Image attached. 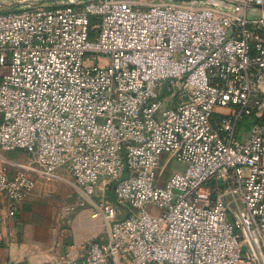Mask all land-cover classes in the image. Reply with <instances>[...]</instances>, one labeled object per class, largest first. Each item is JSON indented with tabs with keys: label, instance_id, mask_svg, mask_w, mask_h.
<instances>
[{
	"label": "built area",
	"instance_id": "obj_1",
	"mask_svg": "<svg viewBox=\"0 0 264 264\" xmlns=\"http://www.w3.org/2000/svg\"><path fill=\"white\" fill-rule=\"evenodd\" d=\"M64 1L0 12V222L68 168L110 223L50 264H264V0Z\"/></svg>",
	"mask_w": 264,
	"mask_h": 264
},
{
	"label": "rangeland",
	"instance_id": "obj_2",
	"mask_svg": "<svg viewBox=\"0 0 264 264\" xmlns=\"http://www.w3.org/2000/svg\"><path fill=\"white\" fill-rule=\"evenodd\" d=\"M3 9L6 10V8ZM0 11H2V9H0ZM251 11H254L253 7H251ZM248 130L249 127H245L243 132H247ZM5 155L14 161L22 163L28 161V154L24 150L9 151L6 152ZM182 168V164L172 162L165 173L168 174ZM108 182L107 179L101 181L97 195L92 197L94 201L99 202L100 199L104 197L114 202L112 193L109 190L102 189ZM29 195L35 198L34 200L41 205V208L45 209L51 216L56 218L55 221L53 220L52 224L60 229L62 233H66L67 231L69 237L72 235L73 238L82 237L87 240H100L106 237L110 220L104 215L96 217L91 216L93 207L87 202V197H85L77 186L68 168L59 169L56 176L51 179L36 176L35 188L28 196ZM82 203H84V205ZM72 204L76 205L75 210L65 215L64 208ZM148 210L150 212L156 211L153 206H148ZM99 230L100 232L98 233Z\"/></svg>",
	"mask_w": 264,
	"mask_h": 264
},
{
	"label": "crops",
	"instance_id": "obj_3",
	"mask_svg": "<svg viewBox=\"0 0 264 264\" xmlns=\"http://www.w3.org/2000/svg\"><path fill=\"white\" fill-rule=\"evenodd\" d=\"M34 199L29 195L24 200L8 226L0 222V228L5 232L0 244V264H50L55 257L67 252L82 257L85 245L94 240L69 237L67 231L62 233L52 224L56 218ZM3 206L5 213L7 203ZM64 214L67 215L65 211Z\"/></svg>",
	"mask_w": 264,
	"mask_h": 264
},
{
	"label": "water",
	"instance_id": "obj_4",
	"mask_svg": "<svg viewBox=\"0 0 264 264\" xmlns=\"http://www.w3.org/2000/svg\"><path fill=\"white\" fill-rule=\"evenodd\" d=\"M176 1H187V0H176ZM68 5L73 4V2H67L64 0H37V1H28V0H16L11 2L0 1V9L4 10H15V9H23L28 7L34 6H41V5ZM254 7H264L259 4L252 5ZM221 184V181H220Z\"/></svg>",
	"mask_w": 264,
	"mask_h": 264
},
{
	"label": "trees",
	"instance_id": "obj_5",
	"mask_svg": "<svg viewBox=\"0 0 264 264\" xmlns=\"http://www.w3.org/2000/svg\"><path fill=\"white\" fill-rule=\"evenodd\" d=\"M4 11H8V10H4ZM3 10L2 11H0V12H4Z\"/></svg>",
	"mask_w": 264,
	"mask_h": 264
},
{
	"label": "bare ground",
	"instance_id": "obj_6",
	"mask_svg": "<svg viewBox=\"0 0 264 264\" xmlns=\"http://www.w3.org/2000/svg\"><path fill=\"white\" fill-rule=\"evenodd\" d=\"M92 217H94V215H91Z\"/></svg>",
	"mask_w": 264,
	"mask_h": 264
}]
</instances>
